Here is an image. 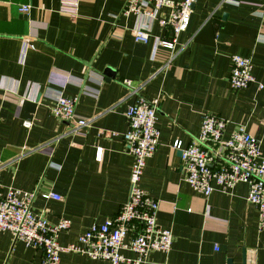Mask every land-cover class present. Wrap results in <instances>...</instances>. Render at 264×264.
Segmentation results:
<instances>
[{"label":"crops","instance_id":"crops-1","mask_svg":"<svg viewBox=\"0 0 264 264\" xmlns=\"http://www.w3.org/2000/svg\"><path fill=\"white\" fill-rule=\"evenodd\" d=\"M126 1L0 0L1 187L35 190L34 212L51 223L71 221L59 244L76 242L91 225L115 217L128 198L127 106L138 97L159 98L158 145L140 184L158 201L157 222L173 240L168 252L151 251L139 264H247L252 250L255 264H264V229L257 207L246 200L247 185L204 197L185 181L173 147L193 141L209 113L227 122L226 136L243 126L264 151V89L234 90L229 83L230 57L239 55L251 59L252 74L264 86V0H196L172 59L162 48L154 53L152 44L134 42L132 30L146 20L123 16ZM20 5L31 7L28 17L18 12ZM151 31L170 37L156 25ZM26 38L33 48L21 63ZM59 94L76 98L74 121L88 122L78 133L51 113ZM25 120L32 122L28 129ZM45 192L61 199L44 198ZM121 252L120 264H136L135 252ZM41 258L40 249L0 232V264H40ZM59 264L108 262L62 251Z\"/></svg>","mask_w":264,"mask_h":264},{"label":"built area","instance_id":"built-area-1","mask_svg":"<svg viewBox=\"0 0 264 264\" xmlns=\"http://www.w3.org/2000/svg\"><path fill=\"white\" fill-rule=\"evenodd\" d=\"M79 0H75L74 5ZM196 0H127L122 10L125 17L145 18L143 25L132 30L134 42L152 44L155 53L160 48L174 58L178 38L186 32L193 6ZM264 7V2L262 4ZM162 9L169 10L167 16H160ZM31 7L20 5L18 12L29 16ZM153 25L170 32L168 39L152 35ZM20 54L23 63L28 50L33 46L29 38L24 39ZM232 68L229 83L232 89L240 90L255 84L258 90L264 86L256 82L250 58L232 55ZM170 61L166 63L169 66ZM122 83L127 88L135 89L129 80ZM76 98H68L61 94L53 98L51 113L60 121L72 122L74 131L85 128L88 122L74 121ZM159 98L147 100L138 97L127 106L124 115L127 131L123 134L133 162L129 174V192L127 200L122 204L118 214L106 219L101 224H93L79 234L76 242L61 246L58 234L67 231L71 221L61 217L56 223L49 222L44 215L32 209L36 191H23L15 187L3 189L0 185V232L8 231L14 240L25 245L40 249V264H59L60 253L71 251L88 256L91 259L106 260L108 264H120L125 260L122 250L129 249L136 253L134 262L145 261L151 251L168 252L173 235L157 222L158 201L149 196L141 187V178L147 158L155 152L159 131L156 128L157 107ZM25 128L32 122L23 121ZM227 122L213 114L202 116L198 136L183 146L181 141H174L173 147L180 150L181 165L185 171V181L193 190L204 197L218 188L231 193L238 183L247 185L246 200L258 209V227L264 229V151L258 141L246 132L243 126L235 127L225 135ZM102 148L97 147L96 157L100 159ZM44 198L60 200L61 196L53 192L41 193ZM247 264H255V253L252 250Z\"/></svg>","mask_w":264,"mask_h":264},{"label":"water","instance_id":"water-1","mask_svg":"<svg viewBox=\"0 0 264 264\" xmlns=\"http://www.w3.org/2000/svg\"><path fill=\"white\" fill-rule=\"evenodd\" d=\"M177 152H178V154L180 155V150H178Z\"/></svg>","mask_w":264,"mask_h":264}]
</instances>
